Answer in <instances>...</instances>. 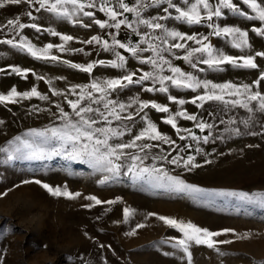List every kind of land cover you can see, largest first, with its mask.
I'll return each mask as SVG.
<instances>
[{
    "label": "rangeland",
    "instance_id": "obj_1",
    "mask_svg": "<svg viewBox=\"0 0 264 264\" xmlns=\"http://www.w3.org/2000/svg\"><path fill=\"white\" fill-rule=\"evenodd\" d=\"M125 2L131 6L135 0ZM173 2L180 7H187L182 0ZM217 2L218 0H209L212 5ZM233 2L240 12L245 13L244 15L223 9V14L219 18L214 17L212 21L205 18L201 24H188L175 19L177 13L170 9V18L159 22L170 30L196 35L198 39L208 36L206 42L226 55L233 57L251 55L257 68H241L228 64L219 68H209L198 63L200 54L193 57V63H197V67L193 68L183 59L186 49H173L171 53L164 55L173 66L193 74L200 81L248 84L252 86L253 91L264 93V81H261L258 88L254 84L264 72V56H256L257 52H264V35L257 34L254 29H264V22L248 18L254 17L256 13L244 4L243 0ZM0 3H4V7H0V41L13 40L14 43H19L24 39L37 49L52 44L54 47L49 55L58 58L37 59L25 50L0 42V94H7L13 87L21 93L35 87L41 95L48 97L45 100L36 96L17 98L15 103H0V121H3L0 124V148H9V142L14 141L17 136L29 140H42L28 136L33 129L45 131L53 127H62L63 121L59 119L60 114L56 105L59 104L74 116L67 103L68 99H77V96L70 92L72 86L89 85L93 80L121 78L129 73H135V79L143 72L153 71L151 64L141 63L142 59L152 56L150 50L134 57L126 49L116 48V51L126 58L125 67L113 68L107 63L115 60L116 56L113 51L103 49L104 40L110 45L113 38L125 44H136L140 37L126 25L119 29L110 27L101 29L95 24L96 19L101 21L109 19L104 12L99 11V0L97 7L85 9L92 11L93 17H85L79 13L71 21L57 17L46 9L37 11L39 4L36 0L31 2L20 0L19 3L0 0ZM112 4L115 5V0H112ZM68 7L71 10V5ZM164 7L167 5L144 9L142 17L151 19L164 16L166 15L163 12ZM117 10L122 11L118 8ZM201 11L203 14V9ZM29 12L31 16L28 15ZM124 17H127L134 27H138L141 35L152 33V30L144 25L137 26L132 13H125L118 19ZM17 19L19 23L25 25L35 23L40 30L37 31L30 26L18 29L7 24L8 20ZM74 21H82L90 27H83L81 23ZM209 23L247 31L249 46L234 48L231 38L213 35V29L208 27ZM52 31L70 35L74 39L64 42L59 35H52ZM155 34H159V30H156ZM92 36H99L101 44L84 43ZM176 42L185 41H169ZM185 43L188 49L199 47L194 41ZM59 46H63L64 51H61ZM140 47L146 48L147 45L140 44ZM77 49L83 51H76ZM100 60L106 63L104 65L95 63ZM88 63L95 64L91 73L71 67L72 64L86 66ZM13 67L29 71L23 76L13 72ZM162 74L171 75L167 66ZM159 86L158 83L153 84V81L148 80L143 84L128 85L111 93L110 99L131 104L124 114L139 111L138 104L132 103L134 98L167 106L170 112L161 113L149 107L139 111V115L132 121L114 120L112 127L128 131L110 143L131 141L145 126L141 117L146 113L159 131L174 143L137 142L153 145L145 150L148 158L143 161L144 166L163 167L170 175L179 176L187 183L208 192L224 190L243 191L250 195L264 193V113L259 111L249 113L242 107L225 105L218 101L204 102L202 107H198L200 101H197V104L190 101L204 93L203 87L193 91L169 85L167 93L145 90L148 87ZM54 91L62 95H54ZM76 91L78 93L79 89ZM169 95L183 99L186 103L179 105L169 101ZM178 111H186L197 116V121L177 116V126L181 129L179 133L171 125L164 123L165 118L170 114L175 115ZM230 119L236 123L228 124L227 121ZM201 120L213 124L214 127L201 131L196 127L197 122ZM221 120L225 123H221ZM244 121H249V124L246 126ZM233 128H239L241 134H234L231 131ZM185 129L201 138L209 136V142L192 139ZM251 132L257 134H249ZM180 136H184L185 139H180ZM134 151L136 150H125L128 154ZM139 155L143 156L144 153L141 152ZM189 155L194 156V163L201 166L188 171L165 160H153V157L163 156L168 160L173 157L187 159ZM7 157L8 153L0 152V264H189L187 255L175 243L177 239L183 238L182 233L165 225L157 218L158 216L191 222L210 231L234 230V234L229 232L215 237L217 241H232L229 244H218L219 251L206 245L190 243L191 264H264V205L258 200L246 201L238 197L177 192L157 186L155 182L133 180L129 175L123 174L102 184L100 181L110 174L94 169L87 163L68 160L64 156L46 159ZM119 162L126 167L129 161L122 158ZM36 180H40L41 184L47 183L61 189L67 186L69 191L79 192L81 196L77 199L54 197L41 184H36ZM89 195H94L103 202H116L101 203L91 208L84 207L93 203L84 198ZM125 208L130 210L127 218L124 215ZM150 213L157 215L150 216ZM141 224L144 227H138ZM245 234L246 238H241Z\"/></svg>",
    "mask_w": 264,
    "mask_h": 264
},
{
    "label": "snow or ice",
    "instance_id": "obj_2",
    "mask_svg": "<svg viewBox=\"0 0 264 264\" xmlns=\"http://www.w3.org/2000/svg\"><path fill=\"white\" fill-rule=\"evenodd\" d=\"M19 2L20 0H7V3ZM182 2L187 6L186 8L178 6L173 0H135L134 4L131 6L129 3H126L125 0H115V5L112 4V0H99V11L104 12L109 19L106 21L96 19L94 21L95 24L101 29L105 27L119 29L122 25H126L140 37L139 42L136 44H125L120 40L113 38L112 44L110 45L107 40H104L102 42L103 49L105 51H113L116 56L115 60L108 61L107 63L113 68L125 67L126 58L121 55L120 52L116 51V48L126 49L127 52L134 57H138L143 51L150 50L152 56L142 59L141 63L151 64L153 71L143 72L142 75L135 79V73H129L121 78L107 79L103 81L93 80L89 85L72 86L70 92L73 95H76L77 99H68L67 103L74 116L69 112H66L64 108L57 104L56 107L60 114L59 119L63 121L62 127H53L46 129L45 131L33 129L28 133V136L42 138V140H29L17 136L14 141L9 142V148H0V152L8 153V159H46L52 156H64L68 160L87 163L94 169L110 174L105 176L104 180L100 181L102 184L109 179L117 178L123 174L129 175L133 180H148L149 182H155L157 186L167 187L170 190L177 192L196 193L209 196L238 197L241 200L246 201L258 200L261 205H264V193H254L250 195L243 191L224 190L208 192L203 188L187 183L179 176L170 175L163 167L158 168L155 165L151 167L144 166L143 161L148 158L145 150L150 149L153 145L150 143L138 144L137 142L161 141L165 144L174 143V141H171L167 135H164L159 131L157 125L148 118L146 113L141 117L145 126L132 138L131 141L127 143H110L111 140L124 136L128 131L127 129L121 130L112 127L111 125L114 120L132 121L135 119L136 115H139V111H143L149 107L161 113L170 112L167 106L150 101H140L138 98H134L132 103L138 104L139 111L136 113L124 114L126 109L131 107V104L121 103L109 98L111 93L118 89L125 88L132 84H143L144 81L148 80L153 81V84L158 83L160 85L159 88H146L145 90L149 92L159 91L167 93L169 91V85L178 89H191L193 91L203 87V89H205L204 93L194 97L190 101L192 104H197V101H200L201 103L198 107H202L204 102L218 101L225 105L242 107L249 113H253L254 111L264 113V93L253 91L251 85H235L230 82L216 84L207 80L200 81L193 74L186 73L179 67L173 66L171 61L165 57L164 53H171L173 49H186V54L183 56V59L188 61L193 68L197 67V63H193V57L196 54H200L198 63L207 65L209 68H219L221 65L225 64L241 68H257L255 59L251 55L240 57L226 55L223 52H218L210 43L206 42L208 41V36H203L198 39L196 35H187L174 29L170 30L165 24L159 22L170 18V9H174L177 13L175 19L183 20L188 24H201L205 18L207 21H212L214 17L219 18L222 16L223 9L240 12V9L233 0H218L215 5L210 4L209 0H182ZM36 3L39 4L37 11L40 9H46L57 17L66 18L70 21L79 13H82L85 17H93L94 13L92 11H85V9L97 7V0H36ZM243 3L248 5L256 13L254 17H248L249 19H257L264 22V6H262L264 0H262V2H258V0H243ZM69 5H71V10H69ZM160 5H167V7L163 8V12L166 15L152 17L151 19L142 17V11L144 9L149 7H159ZM0 7H4V3H0ZM117 8L122 11H118ZM201 9H203V14ZM125 13H132L135 17V24L137 26H146L148 29L152 30V33H144L141 35L138 31V27H134L133 23L130 22L127 17L118 19V17L123 16ZM240 14L244 15L245 13L240 12ZM28 15L31 16V12H29ZM74 22L81 23L83 27H90V25L83 24L82 21ZM7 24L18 29L30 26L37 29V31L40 30L35 23L25 25L19 23L18 19L8 20ZM208 27L213 29V35H223L225 38H231L232 46L234 48L241 49L249 46L247 31H243L236 27H219L212 23H209ZM156 30H159V34H155ZM254 31L259 35H264V29L256 28ZM51 34L59 35L60 39L64 42L74 39V37L70 35H62L55 31H52ZM170 40L185 42L194 41L199 47L188 49L185 42L169 43ZM157 41L159 43H156ZM0 42L10 44L14 48L25 50L37 59H58L56 56L49 55L50 50L54 47L52 44H48L42 49H37L34 45L24 39H21L19 43H14L13 40ZM93 42L101 44V38L99 36H92L89 40L84 41V43L88 44H92ZM140 44H146L147 47L141 48ZM59 47L61 51H64L63 46ZM76 51L83 50L77 49ZM256 56H264V52H257ZM65 63H67V61H65ZM95 63L104 65L106 62L100 60ZM94 66V63H88L86 66L81 64L71 65V67L77 68L86 73H91ZM165 66H167L171 75L162 74ZM12 71L19 75L26 76L29 70H22L19 67H13ZM40 78L42 79V77ZM261 81H264V72H262L260 78L254 82L257 88L260 86ZM77 89H79L78 93L76 91ZM53 94L62 95V93L55 91ZM33 96L39 97L42 100L48 99V97L41 95L35 87L30 91H25L23 93L18 92L17 89L13 87L7 94H0V103H15L17 98H30ZM226 96L233 98L225 99ZM65 98L67 99V96H65ZM168 99L179 105H184L186 103L185 100L177 99L171 95L168 96ZM82 101H87L88 103H82ZM253 102H255L254 105ZM93 105H97V107H93ZM177 116L183 117L186 120L197 121L196 115L188 114L186 111H178L175 115L170 114L165 118L164 123L171 125L173 129H176L177 133L181 131L177 126ZM220 122L225 123L223 120ZM2 123L3 121H0V124ZM227 123L234 124L236 121L230 119ZM243 123L247 126L249 121H244ZM196 127L203 131L206 128L212 129L214 125L201 120L197 122ZM184 131H188L192 136V139L196 141L203 139L204 143L209 142V136L207 135L201 138L192 134L190 130L185 129ZM231 131L236 135L241 134L239 128H233ZM249 134L256 135L257 133L251 132ZM180 139L183 140L185 137L180 136ZM126 149H134L136 151L132 154H128L125 152ZM197 151H200V149H197ZM141 152L144 153L143 156L139 155ZM122 158L129 161L126 167L119 162ZM156 159L165 160L177 167L182 166L188 171L201 166L194 163L195 157L191 155H189L187 159L173 157L171 160H168L166 156L159 158L153 157V160ZM206 163H210V161H206ZM26 183H28V181H26ZM35 183L41 184V181L36 180ZM41 186L54 197L77 199L81 196V193L79 192L73 193L69 191L67 186L63 189H61V187L50 186L47 183H43ZM84 198L93 202L92 204L84 205V207L88 208L101 203L113 204L116 202H103L94 195H89ZM129 214L130 210L125 208V217L127 218ZM149 215L155 216L157 214L150 213ZM157 218L165 225L178 229L179 232L182 233L183 238L177 239L175 243L187 255L189 264H191L192 259L191 252L189 251L190 243H194L195 245H206L208 248L216 249L217 251H219L217 248L218 244L232 243L231 240L217 241L215 237H219L222 234L229 232L234 234L233 229L210 231L207 228H201L191 222L178 221L165 216H158ZM138 227H144V225L141 224L138 225ZM246 236L247 234L241 238H246Z\"/></svg>",
    "mask_w": 264,
    "mask_h": 264
}]
</instances>
